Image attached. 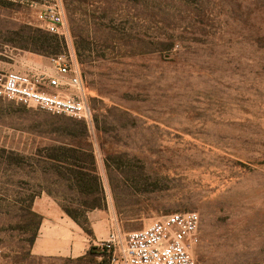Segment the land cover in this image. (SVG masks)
Here are the masks:
<instances>
[{
	"label": "rangeland",
	"instance_id": "374dc122",
	"mask_svg": "<svg viewBox=\"0 0 264 264\" xmlns=\"http://www.w3.org/2000/svg\"><path fill=\"white\" fill-rule=\"evenodd\" d=\"M61 2L65 32L55 35V54H43L28 43L46 33L33 12L0 0V78L52 75L51 58L66 56L94 110L89 128L0 97L6 264H106L95 250L109 232L125 235L188 211L201 217L197 264H264V0ZM64 147L79 150L66 162L86 167L89 181L99 176V193L89 185L92 195L80 194L76 175L49 159ZM41 196L88 222L96 242L85 257H32L30 211Z\"/></svg>",
	"mask_w": 264,
	"mask_h": 264
},
{
	"label": "built area",
	"instance_id": "2783aa9c",
	"mask_svg": "<svg viewBox=\"0 0 264 264\" xmlns=\"http://www.w3.org/2000/svg\"><path fill=\"white\" fill-rule=\"evenodd\" d=\"M34 14L47 32L61 35L65 32L66 17L61 0H20ZM54 72L42 73L36 78L21 72H9L0 78V97L21 105L34 106L58 116L83 119L93 125L94 110L84 95L82 80L66 56L51 58ZM68 86L81 91L78 97L67 98L48 94L40 89ZM201 217L198 212L173 213L155 221L143 230L123 235L112 232L100 240L97 247L106 253L109 264H197L192 250L199 243ZM102 252V253H103ZM4 250L0 249V264H6Z\"/></svg>",
	"mask_w": 264,
	"mask_h": 264
},
{
	"label": "crops",
	"instance_id": "0c3cea01",
	"mask_svg": "<svg viewBox=\"0 0 264 264\" xmlns=\"http://www.w3.org/2000/svg\"><path fill=\"white\" fill-rule=\"evenodd\" d=\"M34 210L43 216V223L39 236L31 248L33 258L37 260L81 258L87 255L91 244L96 242L64 214L54 199L48 196L38 197L34 203ZM111 233L109 232L108 236ZM96 238L100 239L97 235ZM8 264L16 263L8 262Z\"/></svg>",
	"mask_w": 264,
	"mask_h": 264
},
{
	"label": "trees",
	"instance_id": "16d2710c",
	"mask_svg": "<svg viewBox=\"0 0 264 264\" xmlns=\"http://www.w3.org/2000/svg\"><path fill=\"white\" fill-rule=\"evenodd\" d=\"M45 32L46 33L42 34L41 36H32L28 42V43H30L29 47H32L33 51H35L37 53L55 54V51H50L49 49L51 48V44L54 43V41H58L57 36H55V34H51V33L47 32V31H45ZM55 57H60V56H55ZM80 120L85 122L83 119H80ZM86 125H87V123H86ZM63 151L64 152L61 155H58L57 149L53 148V152L50 153L49 159L53 162L59 163L60 168L66 169L67 171H70L76 175V177H75L76 186L75 187L80 194H82L84 196L92 195V193H90L89 185L96 187V189L98 190V191L97 190L96 191L99 193L101 188H100V182L98 180V178H99L98 175H94V177L92 176V178L90 180L91 182H90L88 180V177H89L88 175L91 173L86 167L79 166L78 164H70V163L66 162V160H65L67 158L70 159V156L72 155V153L78 152L79 150L77 148H74V147H71V148L70 147H68V148L64 147ZM91 161H93L92 169L96 168V162H95V159L93 156H91ZM92 169H91V171H93ZM37 198H35L33 201V205L31 207L32 209L34 208V203H35ZM98 199H100V201H104L105 198L103 197L102 193H101V197H98ZM92 208L95 209L94 206ZM32 209L30 211V214L35 218L37 231L30 241L31 247L34 246V244H35V242L39 236L40 227L43 223V216H41L37 212H33ZM64 211L68 215V217L70 219H72L75 223H77L90 238H92L94 236L93 230L89 226L88 222H86L84 224L81 223L79 221L78 216H77L75 211H73L72 209H69V208H64ZM90 252H91V250H90ZM102 256L104 257L106 264H109V262L106 258V253L103 252Z\"/></svg>",
	"mask_w": 264,
	"mask_h": 264
},
{
	"label": "water",
	"instance_id": "95a60500",
	"mask_svg": "<svg viewBox=\"0 0 264 264\" xmlns=\"http://www.w3.org/2000/svg\"><path fill=\"white\" fill-rule=\"evenodd\" d=\"M95 251L103 252V250H101V249H99V248H98L97 250H95Z\"/></svg>",
	"mask_w": 264,
	"mask_h": 264
}]
</instances>
